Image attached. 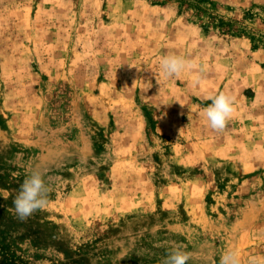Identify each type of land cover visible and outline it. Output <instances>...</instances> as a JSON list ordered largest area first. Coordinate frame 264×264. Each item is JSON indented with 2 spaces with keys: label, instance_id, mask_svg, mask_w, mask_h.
<instances>
[{
  "label": "rangeland",
  "instance_id": "374dc122",
  "mask_svg": "<svg viewBox=\"0 0 264 264\" xmlns=\"http://www.w3.org/2000/svg\"><path fill=\"white\" fill-rule=\"evenodd\" d=\"M170 54L201 83L165 78ZM221 91L236 111L214 131ZM33 170L49 203L23 222ZM176 246L188 264L264 256V0H0V264H160Z\"/></svg>",
  "mask_w": 264,
  "mask_h": 264
},
{
  "label": "clouds",
  "instance_id": "9594fccd",
  "mask_svg": "<svg viewBox=\"0 0 264 264\" xmlns=\"http://www.w3.org/2000/svg\"><path fill=\"white\" fill-rule=\"evenodd\" d=\"M159 65L161 73L168 79L179 77L185 72L192 73V84L194 86L199 85L203 79V67L197 61L185 56L165 55L161 57ZM207 99L211 103L203 109V117L212 130L223 131L236 111V99L231 94L223 91L208 96ZM49 191L43 172L33 170L23 180L13 200L17 218L26 222L35 212L44 210L49 203ZM190 259L191 253L183 250L181 246H176L167 253L160 264H188ZM219 264H241L239 250L230 249L226 251L221 255ZM247 264H264V256H250Z\"/></svg>",
  "mask_w": 264,
  "mask_h": 264
}]
</instances>
